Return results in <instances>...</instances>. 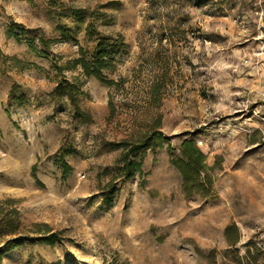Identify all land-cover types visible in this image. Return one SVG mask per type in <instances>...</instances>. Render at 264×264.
<instances>
[{"label": "rangeland", "instance_id": "374dc122", "mask_svg": "<svg viewBox=\"0 0 264 264\" xmlns=\"http://www.w3.org/2000/svg\"><path fill=\"white\" fill-rule=\"evenodd\" d=\"M103 51L112 64L103 75L119 86L74 65ZM60 85L80 89L88 122ZM153 131L164 146L146 150L143 175L113 181L119 193L105 202L117 143ZM183 137L206 155L209 196L184 192L172 163ZM8 200L22 236L46 225L58 237L0 239V264H209L213 252L217 264H237L249 251L264 264V0H0Z\"/></svg>", "mask_w": 264, "mask_h": 264}, {"label": "trees", "instance_id": "16d2710c", "mask_svg": "<svg viewBox=\"0 0 264 264\" xmlns=\"http://www.w3.org/2000/svg\"><path fill=\"white\" fill-rule=\"evenodd\" d=\"M44 47L49 48L51 42L41 40ZM33 48V47H32ZM83 52V50H82ZM74 65H80L83 73L86 77H94L103 84L110 87L119 86L118 83L114 81H108L103 75L104 70H109L112 67L111 61L106 59V53L103 51L98 53L96 57L92 60H87L85 57L77 59L74 61ZM57 92L62 91L64 95L70 99L72 105L75 108V118L84 122L89 121V115L82 113L80 107L78 106L77 98L74 96L76 93L81 94L78 87L74 85H68V87H63L60 85ZM161 92V85H156L154 88V100L158 102L160 99L157 97ZM111 111L114 113L116 107L111 100L109 103ZM165 137L160 132L153 131L151 134L146 136L142 141L132 142L128 140H123L117 143L118 149L122 150L121 156L116 164L115 173L116 176L112 183L108 187V194L104 193V201L112 203V198L119 193V189L113 183L117 180H122L124 183L137 174L143 175V162L144 156L147 149L156 151L158 148L164 146ZM181 148V156L176 157L172 160V163L179 169L183 175V189L186 195L192 196L193 194H203L209 196L211 192V187L213 186V180L210 177L202 178V173L206 169V155L201 151L198 144L194 140L186 139L183 137ZM170 152L174 149L170 146ZM65 154L63 153L61 161L62 168L65 174L68 175L71 172L70 166L64 160ZM109 170L106 171L108 173ZM7 205V208L4 206ZM12 205L11 201L0 202V239L7 240V245L15 244V246H20L25 242H40L47 245L54 246L57 241L58 234L53 233L48 226L44 225L43 231L36 233L38 237L22 236V221L20 219V214L17 209L10 207ZM236 226L229 227L227 229V237L230 245L236 247L237 242L234 243L229 238V232L233 229L236 230ZM253 257L252 252L249 251L248 255L243 258L237 264H258V259ZM0 256V263H1ZM209 264H217V259L215 253H211L208 256Z\"/></svg>", "mask_w": 264, "mask_h": 264}]
</instances>
